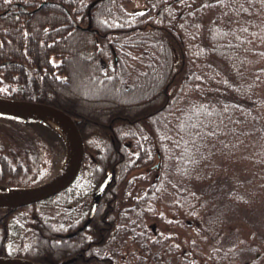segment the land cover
<instances>
[{
	"label": "trees",
	"instance_id": "obj_1",
	"mask_svg": "<svg viewBox=\"0 0 264 264\" xmlns=\"http://www.w3.org/2000/svg\"><path fill=\"white\" fill-rule=\"evenodd\" d=\"M93 1L0 0V98L63 110L84 144L53 214L44 209L52 198L14 215L0 208V258L140 264L150 238L162 237L164 196L196 204L219 193L239 209H264V0H143L138 12L125 9L131 0ZM74 69L80 88L125 100L92 113L58 98L77 88ZM66 155L41 117L0 114V187L44 184ZM169 248L157 255L170 264L223 260L219 248L211 263Z\"/></svg>",
	"mask_w": 264,
	"mask_h": 264
},
{
	"label": "rangeland",
	"instance_id": "obj_2",
	"mask_svg": "<svg viewBox=\"0 0 264 264\" xmlns=\"http://www.w3.org/2000/svg\"><path fill=\"white\" fill-rule=\"evenodd\" d=\"M144 8L143 0H131L125 5V9L129 12L142 11ZM81 70L74 69L73 71V81L76 82L77 88L70 90L73 91L71 93H59L58 98L71 101L79 106L81 105V107H87L85 110L88 109L87 111L92 113L101 112L102 109L97 105L106 104L110 100L120 104V100H125V97L122 96H120L121 99H112L111 96H103V94L92 92L95 91V86H91L89 90L83 87L80 88V82L77 83V81L82 75L83 70ZM104 111L107 112V109L102 112ZM67 161L68 158L65 157L58 175ZM144 172L146 171H142L143 174ZM6 192L5 189L0 187V195ZM55 196L44 206V209H49L52 214L54 210L50 208L64 204L68 199V193ZM226 202H228L227 199L221 197L219 193H211L196 204L188 199H183L178 203L173 196H164L160 209L156 213L160 218L162 217V223L157 224L158 233L162 234V237L158 235L150 238L148 252L151 254L142 250L143 259L140 264H156L157 262L158 264H170L172 263V257L166 259L167 256L161 257L157 253L161 250L168 251L169 247L175 248L176 246H179L181 251L183 248H190L191 255L203 257L205 259H201L205 261L208 259L210 263L212 262L210 260L211 251L214 248H219L223 259L221 264H264V209L253 210L251 213L235 207L234 203L228 204ZM205 211L207 212L204 213ZM216 215L221 216L223 222L221 218L217 219L218 225L215 228L212 223L216 222L213 221ZM195 217L203 218H200L202 225L198 228L195 223L200 221H197L199 219ZM193 222L194 225L191 224V228L186 227L187 223ZM196 229L202 230V232L198 230L197 233ZM164 236L169 239L163 241ZM227 253L229 257L225 259L224 255ZM153 255H157L159 258L154 257L151 260Z\"/></svg>",
	"mask_w": 264,
	"mask_h": 264
},
{
	"label": "water",
	"instance_id": "obj_3",
	"mask_svg": "<svg viewBox=\"0 0 264 264\" xmlns=\"http://www.w3.org/2000/svg\"><path fill=\"white\" fill-rule=\"evenodd\" d=\"M99 0L91 3L93 7ZM0 114L10 116H37L49 123L45 117L55 118L60 121L64 127L67 136L55 128L64 137L67 145V168L62 173H58L48 182L34 186L7 189L6 193L0 195V208L16 209L32 203H36L48 199L66 188H68L77 177L84 159V144L80 135L77 123L73 117L63 110L51 105L32 102L0 98ZM61 168V167H60ZM109 177H105L95 192V197L91 209V213L87 223H89L95 213L97 202L101 197ZM0 264H50L44 262H32L19 258H0Z\"/></svg>",
	"mask_w": 264,
	"mask_h": 264
},
{
	"label": "bare ground",
	"instance_id": "obj_4",
	"mask_svg": "<svg viewBox=\"0 0 264 264\" xmlns=\"http://www.w3.org/2000/svg\"><path fill=\"white\" fill-rule=\"evenodd\" d=\"M46 118V120L52 125V126H54L55 128H57L58 130H60L61 132H63L66 136H67V134H66V131H65V129H64V127L62 126V124L60 123V121L59 120H57V119H55V118H51V117H45ZM67 162L64 164V166L62 167V169H61V173L60 174H62L65 170H66V168H67Z\"/></svg>",
	"mask_w": 264,
	"mask_h": 264
},
{
	"label": "flooded vegetation",
	"instance_id": "obj_5",
	"mask_svg": "<svg viewBox=\"0 0 264 264\" xmlns=\"http://www.w3.org/2000/svg\"><path fill=\"white\" fill-rule=\"evenodd\" d=\"M3 189H5L6 190V188H3ZM66 190V189H65ZM64 190V191H65ZM64 191H62V192H60L59 194H61V193H64ZM59 194H56V196L57 195H59ZM55 196V195H54ZM54 196H52V197H50V198H48V199H51V198H53ZM55 196V197H56ZM46 200V199H45ZM43 201V200H42ZM37 203V202H36ZM20 208V207H19ZM2 210H3V215H5V214H9V215H14L13 213H15V212H13L11 209H8V208H1ZM17 209V208H16ZM12 211V212H11Z\"/></svg>",
	"mask_w": 264,
	"mask_h": 264
}]
</instances>
